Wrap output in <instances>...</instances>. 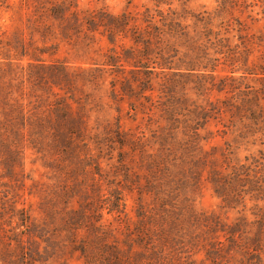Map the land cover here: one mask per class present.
<instances>
[{
	"label": "rangeland",
	"instance_id": "obj_1",
	"mask_svg": "<svg viewBox=\"0 0 264 264\" xmlns=\"http://www.w3.org/2000/svg\"><path fill=\"white\" fill-rule=\"evenodd\" d=\"M0 264H264V0H0Z\"/></svg>",
	"mask_w": 264,
	"mask_h": 264
},
{
	"label": "trees",
	"instance_id": "obj_2",
	"mask_svg": "<svg viewBox=\"0 0 264 264\" xmlns=\"http://www.w3.org/2000/svg\"><path fill=\"white\" fill-rule=\"evenodd\" d=\"M73 128H74V127H73ZM72 133L74 134L75 132L72 131ZM72 136H73V135H71V136L69 135V136H68V140H69L70 142L74 139ZM171 240H172V239H171ZM180 246L184 247L185 244H183V242L180 241ZM153 248H155V247L153 246ZM81 252L84 253V252H86V250H85V249H81ZM159 252H162V250L159 251ZM228 254H229V253H228ZM235 254L237 255L236 252H235ZM229 256H235V255H234V254H233V255H232V254H229ZM154 262H156V263H160V262H159V259H155Z\"/></svg>",
	"mask_w": 264,
	"mask_h": 264
}]
</instances>
